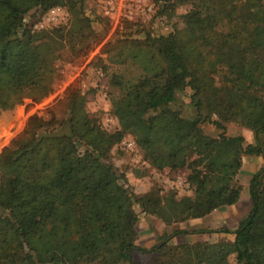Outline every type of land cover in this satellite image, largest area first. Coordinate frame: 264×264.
<instances>
[{
	"label": "trees",
	"instance_id": "trees-1",
	"mask_svg": "<svg viewBox=\"0 0 264 264\" xmlns=\"http://www.w3.org/2000/svg\"><path fill=\"white\" fill-rule=\"evenodd\" d=\"M155 14L180 26L152 34L124 22L99 50L95 64L109 74L110 131L89 116L85 97L67 87L60 113L27 118L12 146L0 148V264H264V0H152ZM52 7L65 24L37 29L25 22ZM84 0H0V112L37 104L51 91L61 51L84 58L101 37ZM187 88L193 115L172 105ZM220 131L205 133L202 124ZM233 123L253 143L227 136ZM129 136L155 170L185 171L188 195L154 189L134 194L108 159ZM261 155L248 181L249 209L230 239L173 242L209 229L161 233L138 247V214L166 226L200 219L237 202L241 157Z\"/></svg>",
	"mask_w": 264,
	"mask_h": 264
},
{
	"label": "rangeland",
	"instance_id": "rangeland-1",
	"mask_svg": "<svg viewBox=\"0 0 264 264\" xmlns=\"http://www.w3.org/2000/svg\"><path fill=\"white\" fill-rule=\"evenodd\" d=\"M156 5L152 0H84L85 14L92 19L98 18L93 27L101 37L100 42L84 57L79 60H70L65 51H61L54 60L53 66L57 69L58 77L54 79L52 91L37 104L30 103L29 100H22L21 103H14L10 110L0 112V148L3 146H12L15 137L21 132L28 117L32 115L44 117L47 111L53 108L60 113L62 110V97L65 88L71 87L78 90L85 97V110L87 114L100 122V125L107 130L117 129V120L110 114V103L108 99L109 74L101 70L95 64L96 56H100L106 63L104 55L99 54L100 46L115 37L124 22L139 23L145 30L152 34L168 33L172 26H180V15L184 13L186 7H178L175 10L176 17L167 21L164 17H158L155 14ZM65 14L64 21L52 22L44 14L37 15L35 18H28L26 23L34 24V28H49L56 24L66 23L68 16ZM41 26V28H39ZM190 91L185 88L184 91L176 96V101L172 105L177 109L182 117L193 115V108L190 106ZM202 130L208 134H218L212 124L203 123ZM213 130V131H212ZM227 130V133H225ZM246 133L250 131L240 128L238 125L229 123L224 127V133L227 136H242L248 139ZM110 163L122 172V180L132 190L134 194L141 195L154 189H161L163 193L173 191L176 198L188 195L187 185L184 182L185 171L171 173L168 170H155L144 162L138 152L137 147L129 136H125L117 145H115L108 154ZM260 168V167H259ZM241 178V177H240ZM245 178L239 179L240 183L245 184ZM238 182V181H237ZM247 183V182H246ZM247 189V188H246ZM243 193H247L243 189ZM248 195V194H247ZM244 195L242 194L241 197ZM248 197V196H247ZM249 207L247 206L244 214L237 218L238 220L245 216ZM237 220V221H238ZM138 238L136 245L138 247L149 248L154 244L159 234L172 233L176 230L198 231L204 228L211 232L198 234H187L182 236L185 242L196 240H218L222 238L230 239L231 236L221 231H233L237 228V223L231 225L214 224L193 221L191 224L184 223L174 226L163 225L157 218L150 215L138 214L137 221ZM210 225V227H208ZM207 226V227H206ZM183 227L182 229H177ZM217 230V231H216ZM181 239L172 238L173 242ZM182 240V239H181ZM180 240V241H181ZM134 264H155V256L151 254H132ZM124 264V263H123ZM225 264H236L234 258H228Z\"/></svg>",
	"mask_w": 264,
	"mask_h": 264
},
{
	"label": "crops",
	"instance_id": "crops-1",
	"mask_svg": "<svg viewBox=\"0 0 264 264\" xmlns=\"http://www.w3.org/2000/svg\"><path fill=\"white\" fill-rule=\"evenodd\" d=\"M213 131V130H212ZM227 133V130L226 132ZM224 133V134H225ZM212 135H217V134H212ZM245 135H247L248 139L245 140L246 143H253V136L250 133H246L245 132ZM263 164V157L261 155H253V156H248V155H244L241 157V166H240V171L237 175V181H238V184L241 186V191L239 193V198L237 200V202L233 205H230V206H223V207H220L218 209H213L210 213H208L207 215L203 216L202 218L200 219H191V220H187L183 223H180V224H184V223H189L191 224V222L193 221H199L202 222L201 224H206V223H214V224H228V225H231L232 223H237L238 225V220L237 218L241 217L247 206L249 207V197H247V193H243V189L246 190L247 192V187H248V181L251 179L252 175L259 170V167H261ZM241 177V178H240ZM242 178H245V184L243 185L242 183H240L239 179H242ZM247 182V183H246ZM242 194L244 195L243 197ZM238 220V221H237ZM186 223V224H187ZM180 224H175V225H179ZM164 225V224H163ZM174 226V225H172ZM207 227V226H206ZM210 227V225L208 226ZM182 229L183 227H178L177 229ZM204 228V226H203ZM202 228V229H203ZM204 229H207V228H204ZM235 230V229H234ZM233 230V231H234ZM217 231V230H216ZM177 237V236H176ZM174 237V238H176ZM180 237L181 239H178V241L176 242H184L182 236H178Z\"/></svg>",
	"mask_w": 264,
	"mask_h": 264
},
{
	"label": "built area",
	"instance_id": "built-area-1",
	"mask_svg": "<svg viewBox=\"0 0 264 264\" xmlns=\"http://www.w3.org/2000/svg\"><path fill=\"white\" fill-rule=\"evenodd\" d=\"M45 15L48 17V20L52 22H59V20L64 21L63 19L65 18L63 9H60L59 7H52L48 9L45 12ZM39 28H41V26H39Z\"/></svg>",
	"mask_w": 264,
	"mask_h": 264
}]
</instances>
